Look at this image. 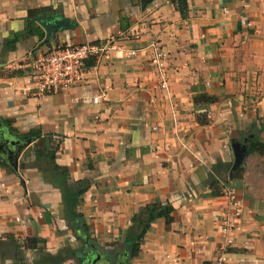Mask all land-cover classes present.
Instances as JSON below:
<instances>
[{
	"label": "crops",
	"instance_id": "0c3cea01",
	"mask_svg": "<svg viewBox=\"0 0 264 264\" xmlns=\"http://www.w3.org/2000/svg\"><path fill=\"white\" fill-rule=\"evenodd\" d=\"M51 14L73 28L40 47L46 32L36 18ZM106 41L116 49L69 93L35 98L29 71L18 69L59 46ZM103 92L104 104L73 102ZM254 129L264 143V0H189L187 18L171 0H0V132L40 135L18 171L0 155V252L10 238H37L51 255L70 252L62 264H81L87 250L86 264L98 254L97 264H211L229 187L244 214L228 264H264V157L249 153L243 179H229L233 143L248 149ZM47 137L60 142L61 170L37 154ZM80 182L88 187L77 197ZM153 203L174 207L173 220L154 222L131 259L133 219ZM36 255L27 252V264ZM1 256L0 264H16Z\"/></svg>",
	"mask_w": 264,
	"mask_h": 264
},
{
	"label": "built area",
	"instance_id": "2783aa9c",
	"mask_svg": "<svg viewBox=\"0 0 264 264\" xmlns=\"http://www.w3.org/2000/svg\"><path fill=\"white\" fill-rule=\"evenodd\" d=\"M115 49L113 41L79 46H59L42 55L30 57L25 63L20 64L18 69L29 71L32 95L43 99L69 93L82 84L88 72L87 62L95 60L97 63L108 59ZM151 49L154 54L152 61L162 77L161 87L167 89L164 51L158 43L152 44ZM135 55V51H130L127 57ZM73 102L88 106L101 105L106 102V94L103 92L96 96L78 97L74 98ZM223 194L228 201V210L221 221L222 243L216 259L211 264H228L229 251L235 244L234 236L244 214L242 201L238 198L236 191L225 187Z\"/></svg>",
	"mask_w": 264,
	"mask_h": 264
},
{
	"label": "trees",
	"instance_id": "16d2710c",
	"mask_svg": "<svg viewBox=\"0 0 264 264\" xmlns=\"http://www.w3.org/2000/svg\"><path fill=\"white\" fill-rule=\"evenodd\" d=\"M171 2L174 4L176 9L180 12L183 18H187L188 12H189V0H171ZM36 12H32L31 14H35ZM31 34H35L36 30H33V28L30 31ZM39 33V31L37 32ZM36 33V34H37ZM40 34V33H39ZM42 38L43 35L41 34ZM44 39V38H43ZM17 40V39H16ZM16 40L13 42V44L16 42ZM47 45H50L48 43ZM95 60H90L87 62V67L95 65ZM255 138L250 142V145L248 147V151L250 154H258L262 157H264V143H261L259 141L257 134V131L255 132L254 129ZM40 138V135H23L20 137V139L23 140H38ZM46 148L43 150L37 151L38 156L41 158L43 157L45 159V163L47 166H53L56 170H61L57 164H56V157L57 153L60 149V142L55 141L52 137L46 138ZM0 165H2L0 163ZM244 174V169L241 168L238 171L234 172L229 179L230 180H242ZM76 186H78V192L77 197L85 193L87 189V185L84 182L77 183ZM211 188L213 189L214 193L217 195L221 194V188L220 185L213 181L211 182ZM175 209L170 204H162V203H153L150 204L144 208H142L138 214L133 219V225L130 231L128 232V235L126 237L125 246L127 250L130 253V258L134 259L139 256L141 252V245L144 241L145 236L147 235L148 231L152 227L153 223L156 222L159 219H166L168 223H171L173 220V213ZM83 217L81 215H77L75 220L73 221L74 224L80 225L86 228V226L83 223ZM87 230V229H86ZM9 240V239H8ZM41 243L40 239L37 238H26L25 240L19 241L14 240L13 238H10V243L8 245L3 246L2 251L0 252L1 257L11 254L13 256V260L16 264H27L26 261V253L27 252H33L36 253L38 256V263L35 264H62L66 261H68L70 252L63 251L59 255H51L45 250H42L39 248V245ZM3 244V243H2Z\"/></svg>",
	"mask_w": 264,
	"mask_h": 264
},
{
	"label": "water",
	"instance_id": "95a60500",
	"mask_svg": "<svg viewBox=\"0 0 264 264\" xmlns=\"http://www.w3.org/2000/svg\"><path fill=\"white\" fill-rule=\"evenodd\" d=\"M141 2H142V6L145 7L149 2H151V0H141ZM36 22L46 32V38L44 42L40 45V47L50 42L52 37L56 35L58 32L63 30H71L73 28V25L71 24L70 20L66 19L64 16L59 14H51V15L37 17ZM0 135L2 136L0 141V155L7 161V163L12 168L18 171L20 157L27 150V148L31 144H33L36 140L33 139L20 140L16 137L8 136L7 133L4 132L2 133L0 132ZM250 139H246L244 140V142L248 143ZM233 149L235 152V163L233 166L232 173L242 168L246 160V157L249 155L248 149L240 142H234ZM99 260H100V256L98 254V256L92 261L93 262L92 264H97V261ZM108 262H111V260Z\"/></svg>",
	"mask_w": 264,
	"mask_h": 264
},
{
	"label": "flooded vegetation",
	"instance_id": "af4514ba",
	"mask_svg": "<svg viewBox=\"0 0 264 264\" xmlns=\"http://www.w3.org/2000/svg\"><path fill=\"white\" fill-rule=\"evenodd\" d=\"M88 252H89L88 250L86 251V253L83 252V255H85V257L83 255H81V256L78 257L81 264H86V262L88 261V260H85L86 257H87V253Z\"/></svg>",
	"mask_w": 264,
	"mask_h": 264
},
{
	"label": "rangeland",
	"instance_id": "374dc122",
	"mask_svg": "<svg viewBox=\"0 0 264 264\" xmlns=\"http://www.w3.org/2000/svg\"><path fill=\"white\" fill-rule=\"evenodd\" d=\"M245 162H246V161H245ZM245 162H244V165H245ZM244 165H243V166H244ZM243 166H242V167H243ZM75 263H76V264H78V262H77V261H75Z\"/></svg>",
	"mask_w": 264,
	"mask_h": 264
}]
</instances>
